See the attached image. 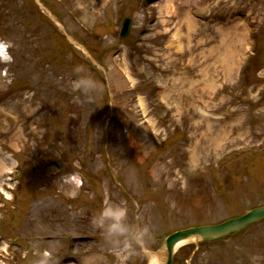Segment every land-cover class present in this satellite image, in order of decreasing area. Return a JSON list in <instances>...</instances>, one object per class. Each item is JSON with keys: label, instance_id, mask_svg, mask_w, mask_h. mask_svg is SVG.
Returning <instances> with one entry per match:
<instances>
[{"label": "rangeland", "instance_id": "1", "mask_svg": "<svg viewBox=\"0 0 264 264\" xmlns=\"http://www.w3.org/2000/svg\"><path fill=\"white\" fill-rule=\"evenodd\" d=\"M0 54V264H151L264 204V0H0ZM173 264H264V221Z\"/></svg>", "mask_w": 264, "mask_h": 264}, {"label": "water", "instance_id": "2", "mask_svg": "<svg viewBox=\"0 0 264 264\" xmlns=\"http://www.w3.org/2000/svg\"><path fill=\"white\" fill-rule=\"evenodd\" d=\"M132 20L126 18L121 37H125L131 28ZM264 220V205L256 206L244 214L229 218L219 223L204 224L176 230L166 239L163 250L157 253L163 257V264H172L177 247L191 239L197 242H211L238 233L243 229Z\"/></svg>", "mask_w": 264, "mask_h": 264}, {"label": "clouds", "instance_id": "3", "mask_svg": "<svg viewBox=\"0 0 264 264\" xmlns=\"http://www.w3.org/2000/svg\"><path fill=\"white\" fill-rule=\"evenodd\" d=\"M82 72L83 69H77ZM98 87L96 81L90 76L83 75L73 81L74 91L90 92ZM127 208L119 205H111L106 202V206L99 213L97 218H94L93 223L105 230L108 239L118 242L119 238L124 237L125 242L131 236L137 242H142V237L148 231L147 228L135 229L134 231L126 223ZM47 255V253H45ZM255 260V258H253Z\"/></svg>", "mask_w": 264, "mask_h": 264}, {"label": "bare ground", "instance_id": "4", "mask_svg": "<svg viewBox=\"0 0 264 264\" xmlns=\"http://www.w3.org/2000/svg\"><path fill=\"white\" fill-rule=\"evenodd\" d=\"M162 256L161 255H156L153 258V261L151 262V264H162L163 260H162Z\"/></svg>", "mask_w": 264, "mask_h": 264}]
</instances>
